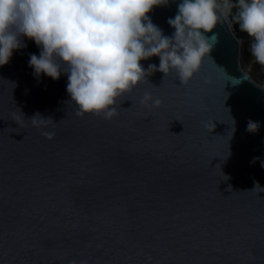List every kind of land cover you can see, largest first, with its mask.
<instances>
[{
    "label": "water",
    "instance_id": "obj_1",
    "mask_svg": "<svg viewBox=\"0 0 264 264\" xmlns=\"http://www.w3.org/2000/svg\"><path fill=\"white\" fill-rule=\"evenodd\" d=\"M181 2L149 14L166 36ZM229 20L187 85L157 71L111 120L77 116L67 75L36 77L22 38L0 66V264H264V192L249 191L264 187V86Z\"/></svg>",
    "mask_w": 264,
    "mask_h": 264
},
{
    "label": "clouds",
    "instance_id": "obj_2",
    "mask_svg": "<svg viewBox=\"0 0 264 264\" xmlns=\"http://www.w3.org/2000/svg\"><path fill=\"white\" fill-rule=\"evenodd\" d=\"M168 3L0 0V66L9 63L15 50L27 47L22 39L27 37L41 49L39 56L31 54L28 61L36 77L43 74L59 80L62 73L67 75L66 91L77 106L76 115H102L111 120L118 115L114 106L118 99L157 71L164 78L174 71L179 82L187 85L218 42L215 34H206L213 33L233 7L231 0H182L177 14L167 20L174 33L166 36L149 14ZM235 6L239 29L251 41L250 54L264 69V0H236ZM152 57L159 58V65L145 68L141 62ZM149 101L152 107L162 104L161 99L145 93L141 103L148 105ZM30 120L39 127L52 118L37 113ZM259 127L249 120L246 131L256 133ZM43 134L48 139L54 136ZM257 188L264 192L259 183L249 191Z\"/></svg>",
    "mask_w": 264,
    "mask_h": 264
},
{
    "label": "rangeland",
    "instance_id": "obj_3",
    "mask_svg": "<svg viewBox=\"0 0 264 264\" xmlns=\"http://www.w3.org/2000/svg\"><path fill=\"white\" fill-rule=\"evenodd\" d=\"M231 3L236 5V0H231ZM235 8L236 10H238L236 6ZM234 31L237 32L236 30ZM242 41H246V46H247L249 55H247L245 62L242 61V58L240 55L241 68L245 72H247L253 80L257 81L261 85H264V69H262V67L259 64L255 63L254 58L251 56L250 51H249V46H250L251 41L246 33H244V40H241V45L243 43Z\"/></svg>",
    "mask_w": 264,
    "mask_h": 264
},
{
    "label": "trees",
    "instance_id": "obj_4",
    "mask_svg": "<svg viewBox=\"0 0 264 264\" xmlns=\"http://www.w3.org/2000/svg\"><path fill=\"white\" fill-rule=\"evenodd\" d=\"M233 7L231 9V12L229 13V19L234 27V30H236L237 32L236 33V36L241 39V40H244V33L240 31L239 29V26H238V23H237V20H236V13L238 10H236L235 8V5L232 3ZM242 45H241V49H240V53H241V58H242V61L245 62L246 58H247V55L248 54V50H247V46H246V41H242Z\"/></svg>",
    "mask_w": 264,
    "mask_h": 264
},
{
    "label": "built area",
    "instance_id": "obj_5",
    "mask_svg": "<svg viewBox=\"0 0 264 264\" xmlns=\"http://www.w3.org/2000/svg\"><path fill=\"white\" fill-rule=\"evenodd\" d=\"M221 2H222V0H221ZM229 25H230L231 30L235 33V31H234V27H233V25H232V23H231L230 20H229ZM239 41H240V43H241V40H240V39H239Z\"/></svg>",
    "mask_w": 264,
    "mask_h": 264
},
{
    "label": "bare ground",
    "instance_id": "obj_6",
    "mask_svg": "<svg viewBox=\"0 0 264 264\" xmlns=\"http://www.w3.org/2000/svg\"><path fill=\"white\" fill-rule=\"evenodd\" d=\"M255 81V80H254ZM256 83H258L257 81H255ZM258 84H260V83H258ZM261 85V84H260ZM262 86H264V85H262Z\"/></svg>",
    "mask_w": 264,
    "mask_h": 264
}]
</instances>
